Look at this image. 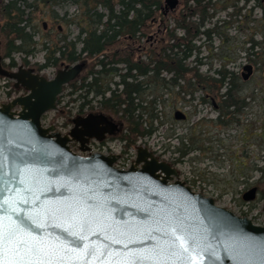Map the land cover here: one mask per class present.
Segmentation results:
<instances>
[{"label":"water","instance_id":"95a60500","mask_svg":"<svg viewBox=\"0 0 264 264\" xmlns=\"http://www.w3.org/2000/svg\"><path fill=\"white\" fill-rule=\"evenodd\" d=\"M179 0H163L162 12L174 11ZM46 27V23H43ZM84 67L83 62L58 68L52 78H46L32 68L19 66L16 71L5 69L0 61V76L13 79L16 88L22 87L26 93L8 102H0V153L3 167L0 172V203L5 200L33 197L22 191L28 185H21L17 169L27 165L32 171H39L53 191L37 193L41 207L55 201L68 200L74 195L59 183L67 181L73 188L82 189L90 196H103L109 201L111 217L116 223H143L157 226L162 218H179L186 229L203 238L208 251L196 256L190 254L188 260H168L166 264H264V204L263 223L255 224L246 216L236 215L226 207L216 204L212 196L195 192L184 181L170 163L160 160L147 147L138 146L135 159L126 169L117 168L114 163L118 156L99 152L79 155L69 142H79L80 148L87 150L90 138L102 140L106 134L114 135L122 128L113 118L102 112H90L71 120L73 127L62 134L53 125L43 126L42 116L57 109V99L63 86L76 79ZM253 74V66H243L241 77L247 81ZM175 120H183L186 115L180 110L174 112ZM254 186L242 195L244 201L255 199ZM80 195V192L75 193ZM6 207V206H5ZM20 209H31L32 203H19ZM0 209V215H4ZM19 214V209H18ZM46 227L40 235L65 237L67 224L61 218L41 217ZM35 228V225H32ZM156 239L143 238L130 244V248L150 247L163 235L150 232ZM89 239L102 241V235ZM122 249L123 244L114 245Z\"/></svg>","mask_w":264,"mask_h":264},{"label":"trees","instance_id":"16d2710c","mask_svg":"<svg viewBox=\"0 0 264 264\" xmlns=\"http://www.w3.org/2000/svg\"><path fill=\"white\" fill-rule=\"evenodd\" d=\"M64 1L66 0H31V2L0 0V21H3L0 23V59L3 61L16 52L29 54L38 48L33 41V33L38 30L32 24L29 13L25 17V9L18 6V2H24L31 7L34 4L47 6ZM190 1L183 2V12L177 20V27L184 29V35L177 36L175 29H164V24H161L164 21L161 12L162 0H71L79 6L78 15L67 19L66 14L59 16L53 11L52 16L65 25L75 23L79 29L77 40L52 46L46 55L45 63L39 68L49 65L58 67L61 64L83 61L81 82L69 83L73 92L85 88V94L84 91H80L77 92L78 96H87L90 92L94 96H100L99 102L104 113L114 115L126 127L121 139H124L128 145L135 143L138 137L151 135L156 129L154 122L161 123L157 104L165 101V99L159 100V97L165 94L167 98L177 100L181 94L183 98L186 95L192 97L196 91L202 90L201 100L211 98L218 112L214 124L225 127L237 125L247 106V96L241 95L243 83L240 82L238 74L226 67L228 62L232 61L230 58H222L221 66L215 69L217 76H214L200 72L196 66H190L182 58H172L164 54L168 48H177L186 56L187 51L191 52L196 47L192 41L202 33L200 26L208 15L207 8L211 0H192L194 5L189 4ZM257 2L262 7V16L258 20L257 28L261 38L259 40L251 38L248 47V50L260 59V61L249 60L256 66L257 63L264 65V1L257 0ZM100 5L108 11L105 21L103 20L105 14L97 9ZM115 5L121 7L118 12L115 11ZM130 13L132 16L129 18ZM195 14L200 15L199 23L187 19ZM57 29L61 31L59 27ZM137 31L148 40L147 61L140 60L141 52L135 36ZM213 32L219 35V27L215 26L203 31L208 38ZM82 34H85L83 39H81ZM172 38L175 40L170 43ZM77 41L82 43L80 51L76 48ZM101 54L103 58L99 57ZM111 62L124 63L127 72L119 73L118 67H107ZM14 65L15 61L11 57V64L8 67ZM96 66L100 67L96 68ZM134 69L138 75L143 76L142 79L131 73ZM162 70L172 73V76L168 79L162 77L160 75ZM262 70L264 71L263 66ZM116 74L119 79L114 81L116 88L112 89L109 83ZM129 75L133 77L131 82L126 80ZM120 84L121 90L118 88ZM107 92L109 96H106ZM188 134L190 137L177 135L181 146L176 150L181 157L193 150L204 149L203 142L206 141V137L199 145L200 139L194 133ZM186 139L189 140L188 143ZM262 159L263 165L256 168L264 175V156Z\"/></svg>","mask_w":264,"mask_h":264},{"label":"rangeland","instance_id":"374dc122","mask_svg":"<svg viewBox=\"0 0 264 264\" xmlns=\"http://www.w3.org/2000/svg\"><path fill=\"white\" fill-rule=\"evenodd\" d=\"M27 1L31 2V0ZM251 5V3L245 4L242 21L238 22L236 15H229V7L224 8L223 0H211L203 26L205 28L212 27L214 17L223 15L226 18L217 21L220 34H211L210 38L204 36L200 39L197 38L195 41L197 47L195 48V58L187 61L189 65H195V60L199 58L198 70L217 76L215 69L221 66L222 58L232 60L228 62L226 67L238 74L240 82L243 83L241 95L247 96V106L243 110L240 123L232 127L215 125L214 120L217 118L218 112L211 98L205 101L201 100L202 90L196 91L190 98H188L189 96L183 98L180 95L177 100L167 98L165 94L159 97L160 101L162 99L165 101L160 105V108L157 107L161 123L154 122L156 129L150 136L138 137L135 143L128 145L126 141L121 139L126 128L123 125L119 134L108 136L102 141L91 138L85 145L87 149L95 146L99 147L103 153L118 156L117 162L122 161L121 158L126 155L133 160L137 146L146 145L160 159L175 165L179 171L180 180L186 181L195 190L214 197L220 206L240 215L246 214L256 222L262 223L264 175L256 167L263 165L262 158L264 156V71L262 70L264 65L261 64V66L260 63H257L256 66L249 61L252 59L260 61L256 54L248 50L251 38L260 39V34L257 32L259 14L255 12L254 15L251 13L250 17H246V11L249 10L248 6ZM18 6L25 9V17L27 13L32 17L31 22L38 30L35 33H39L43 41L46 39L49 42L47 50L44 49L46 46L43 45L42 41L39 43L37 50L31 53V59L26 57L28 64L38 68L42 75L52 77L55 70L61 67L60 65L58 67L49 65L41 68L39 65L45 61L52 46L73 41L78 34V28L72 27L71 23L65 25L56 21L52 16L53 11L59 16L66 14V18L69 19V15H72L71 6L66 3H58L47 6L34 4V6L28 7L24 2H18ZM183 6L184 4H181L177 11L167 19L168 24H177V20L183 12ZM193 16H190V20ZM2 22L1 20L0 23ZM44 22L46 27L42 28ZM225 22H228L227 26L223 24ZM59 26H61V31L57 29ZM63 36L66 38L62 39ZM80 45V43L76 44L77 49ZM146 47L147 45H145V49ZM14 60L17 64L24 62L22 55L14 54ZM243 63H250L254 67L253 74L247 81L242 80L240 74ZM2 79L0 78V99L3 98L1 100L8 101L9 98H13L18 93H24V91L18 92L16 90L15 93L13 90L7 93V88ZM115 79L113 77L109 83L111 88H116ZM69 90V85L64 86L58 97V108L48 111L42 120L44 125H53L62 134L69 132L72 127L70 120L75 114L84 115L86 110L104 112L99 102L100 96H91L90 98V94H88L85 96V98L90 99L88 107L80 106V101L77 100L78 94H71ZM174 101L181 102L187 107V110H184L187 114L186 120L173 118V112L178 109L174 107ZM112 116L114 122L119 123V119L114 115ZM188 133H194L200 139L199 145L202 139L206 137V141L203 142L204 149L193 150L181 157L176 150L178 146H181V142L176 136L182 134L190 137ZM186 141L189 142L188 139ZM69 143L76 148L80 147L77 141L72 140ZM254 186L257 188L255 199L244 201L242 194Z\"/></svg>","mask_w":264,"mask_h":264},{"label":"snow or ice","instance_id":"6c2138e0","mask_svg":"<svg viewBox=\"0 0 264 264\" xmlns=\"http://www.w3.org/2000/svg\"><path fill=\"white\" fill-rule=\"evenodd\" d=\"M2 167L3 154L0 153V169ZM17 172L23 177L20 184L28 185L22 191L33 199L29 201L17 194L16 199L0 203V209L5 212L0 215V264H166L168 260L186 261L193 253L199 256L208 251L215 255L203 238L186 229L179 218H162L154 228L139 222L118 224L111 217L107 199L84 194L67 181L56 183L74 195L41 207L37 193L53 191L50 186L53 181L45 182L38 170L32 171L27 165ZM77 192L80 195H75ZM21 199L25 205L32 203V208L20 209ZM42 216L61 218L67 224L65 237L40 235V230L46 227ZM150 232L163 235L150 247H129L138 239H156L155 235H148ZM98 234L104 237L102 241L89 239ZM118 244H123V248L113 247Z\"/></svg>","mask_w":264,"mask_h":264},{"label":"built area","instance_id":"2783aa9c","mask_svg":"<svg viewBox=\"0 0 264 264\" xmlns=\"http://www.w3.org/2000/svg\"><path fill=\"white\" fill-rule=\"evenodd\" d=\"M65 3L67 4V5H69V6H71V13H72V15H74V14H76L77 12H78V7H77V5H75V4H72L71 3V0H66L65 1ZM121 9V7L119 6V5H116L115 6V11L116 12H118L119 10ZM99 10L100 11H102V12H104L105 14H106V16H107V10L106 9H103V8H101V7H99ZM199 14H196L195 16H193V17H191V20H193V21H195L196 23H199L200 22V15L198 16ZM106 16H105V18H104V20H106ZM132 16V13H130V15H129V18ZM226 17L225 16H221V17H219V16H215L214 17V23H215V21L216 20H218V19H220V20H224ZM241 18H242V15L240 14V15H238V22H240L241 21ZM168 19H169V17H168ZM187 19L188 20H190V17H187ZM168 22V21H167ZM204 23V22H203ZM213 23V24H214ZM213 26V25H212ZM72 27H74V28H76V26L73 24L72 25ZM167 27L169 28V29H175V34L177 35V36H183L184 35V29H182V28H180V27H177L175 24H168L167 23ZM102 28V26H100L99 27V29H101ZM207 28H209V26L207 27ZM206 28L203 26V25H201L200 26V30L201 31H203V30H205ZM84 36V35H83ZM136 38L138 39V45H139V51L141 52V54H140V60H144V61H147L148 60V54H147V52H146V49H145V45H146V43H147V40H146V38H145V36H142L141 35V33H140V31H137L136 32ZM202 36H204V37H206L203 33H201L200 35H198L197 37H195L194 39H193V43L195 44V41H196V39L198 38V39H200ZM118 38V37H117ZM33 39H34V41H40V36H39V34H35L34 36H33ZM75 39V38H74ZM73 39V40H74ZM174 38H172L169 42L170 43H173L174 42ZM48 44V43H47ZM195 46H196V44H195ZM181 47H183V45H181ZM196 48V47H195ZM195 48L191 51V52H189V51H187V55L186 56H184V54H183V52L182 51H180V50H178L177 48H174V49H170V48H168V49H166V51L164 52V54L165 55H167V56H169V57H174V58H182L183 59V61H185V62H187V61H190V60H192V59H194L195 58ZM20 54H17V56H19ZM31 55H29L28 56V59H31ZM99 57L100 58H103L104 56L101 54V55H99ZM6 62H9V58H7L6 60H5ZM118 67L119 68V73H125V72H127V69H126V65L124 64V63H108L107 64V67ZM100 66H96V68H99ZM131 73H133L134 75H136V77H138V79H142L143 78V76H141V75H138L137 74V71L134 69V70H132V72ZM160 75L162 76V77H166L167 79L169 78V77H171L172 76V73H168L167 71H164V70H162V72L160 73ZM115 80H118L119 78H118V75L116 74L115 75ZM3 80V84H5V87L7 88L6 90H7V93H9V92H11L12 90L14 91V93H15V89H13V86H12V81L11 80H9V79H7V78H3L2 79ZM126 80L128 81V82H131V81H133V77L132 76H127V78H126ZM80 83V81H78V84ZM118 87H119V89H122V85L120 84V85H118ZM80 91H84L83 93L85 94V88H83V89H81V90H79V91H77V92H80ZM69 92L71 93V94H75V92H73V88L72 87H70V90H69ZM6 93V94H7ZM83 94V95H84ZM91 96H93V93L92 92H90V98H91ZM81 97H79V96H77V100L78 101H80V106H87L88 107V105H89V103L88 102H90V99H88L87 97L85 98V96H82V98L80 99ZM1 99H3V98H1ZM0 99V100H1ZM76 99V98H75ZM160 105H161V102H158V104H157V107H159L160 108ZM177 107L178 108H182L183 110H187V107L186 106H184V104L183 103H181V102H178L177 103ZM85 112H87V110L85 111ZM75 115H77V114H75ZM92 151H100V152H103L101 149H99V147L97 148V147H95V146H91V148H90ZM122 161H119V162H117V165L119 166V167H125V166H127L129 163H130V161L132 160V158L131 157H128V155H126L125 157L123 156L122 158Z\"/></svg>","mask_w":264,"mask_h":264},{"label":"flooded vegetation","instance_id":"af4514ba","mask_svg":"<svg viewBox=\"0 0 264 264\" xmlns=\"http://www.w3.org/2000/svg\"><path fill=\"white\" fill-rule=\"evenodd\" d=\"M240 1V0H239ZM239 1H235V0H224V4L226 5V6H232V7H236L237 8V12L238 13H240L241 12V10H243V8H244V5L242 4V5H239ZM241 1H244V3H245V0H241ZM255 1V0H254ZM262 1V0H261ZM180 2H182V1H180ZM263 2V1H262ZM254 3H256L257 4V2L255 1ZM238 5V6H237ZM57 21V20H56ZM59 28H61L60 26H59Z\"/></svg>","mask_w":264,"mask_h":264}]
</instances>
